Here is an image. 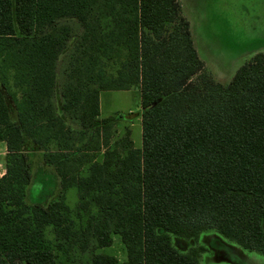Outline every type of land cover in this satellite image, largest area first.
<instances>
[{"label":"trees","instance_id":"1","mask_svg":"<svg viewBox=\"0 0 264 264\" xmlns=\"http://www.w3.org/2000/svg\"><path fill=\"white\" fill-rule=\"evenodd\" d=\"M134 89L142 148L111 147L101 94ZM27 142L60 181L45 207ZM0 143V264H120L99 253L114 235L123 264H201L171 237L209 230L264 255V54L216 83L179 0H0Z\"/></svg>","mask_w":264,"mask_h":264},{"label":"rangeland","instance_id":"2","mask_svg":"<svg viewBox=\"0 0 264 264\" xmlns=\"http://www.w3.org/2000/svg\"><path fill=\"white\" fill-rule=\"evenodd\" d=\"M184 18L190 23L195 49L205 64L209 77L218 84L228 85L237 71L255 55L264 54V0H179ZM62 62L58 71L61 73ZM198 82V77L193 78ZM101 118L113 117L115 124L110 132V146L127 134L136 148H142L141 95L138 89L131 91L103 92L100 97ZM105 149L90 153L100 161ZM29 159L32 182L27 201L32 205L47 206L62 195L60 181L54 169L43 160V152L30 142L25 147ZM7 151L0 145V178L6 172ZM72 210L79 203L75 188L64 193ZM173 247L188 253L191 247L206 249L201 264H264V255L242 248L209 230L201 234L199 241L172 235ZM113 245L99 253L116 257L120 264L127 259L121 238L113 236Z\"/></svg>","mask_w":264,"mask_h":264},{"label":"crops","instance_id":"3","mask_svg":"<svg viewBox=\"0 0 264 264\" xmlns=\"http://www.w3.org/2000/svg\"><path fill=\"white\" fill-rule=\"evenodd\" d=\"M1 144H3L4 145V148L6 149V151H7V148H6V145L4 144V143H0V145ZM49 167V166H48ZM50 169L52 168V167H49ZM53 169V168H52ZM3 175H6V172L3 174Z\"/></svg>","mask_w":264,"mask_h":264},{"label":"built area","instance_id":"4","mask_svg":"<svg viewBox=\"0 0 264 264\" xmlns=\"http://www.w3.org/2000/svg\"><path fill=\"white\" fill-rule=\"evenodd\" d=\"M4 175H1V178L3 177Z\"/></svg>","mask_w":264,"mask_h":264}]
</instances>
